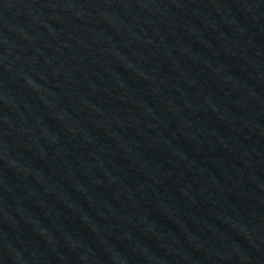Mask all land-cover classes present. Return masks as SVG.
I'll return each instance as SVG.
<instances>
[{
    "label": "water",
    "instance_id": "water-1",
    "mask_svg": "<svg viewBox=\"0 0 264 264\" xmlns=\"http://www.w3.org/2000/svg\"><path fill=\"white\" fill-rule=\"evenodd\" d=\"M0 264H264V0H0Z\"/></svg>",
    "mask_w": 264,
    "mask_h": 264
}]
</instances>
